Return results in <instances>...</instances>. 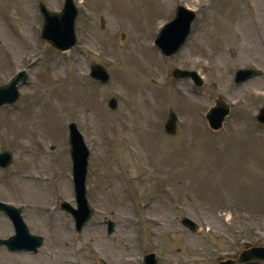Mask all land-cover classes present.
I'll return each mask as SVG.
<instances>
[{
  "label": "rangeland",
  "instance_id": "rangeland-1",
  "mask_svg": "<svg viewBox=\"0 0 264 264\" xmlns=\"http://www.w3.org/2000/svg\"><path fill=\"white\" fill-rule=\"evenodd\" d=\"M42 1L59 11L65 0ZM74 2L78 42L59 51L41 38L39 0H0V85L28 74L18 101L0 107V151L14 154L0 168V200L21 206L30 231L45 238L36 253L0 246V264H143L149 252L158 264H219L264 245V125L256 117L264 106V0ZM178 4L198 15L183 49L166 57L155 38ZM13 40L24 43L4 44ZM93 63L108 71L107 82L89 75ZM174 67L198 70L204 84L174 77ZM240 67L263 73L236 85ZM219 96L231 112L213 130L205 114ZM170 111L175 135L164 129ZM70 122L91 152L94 214L81 232L61 209L64 200L76 206ZM184 216L200 228L185 227ZM14 232L0 211V238Z\"/></svg>",
  "mask_w": 264,
  "mask_h": 264
},
{
  "label": "water",
  "instance_id": "water-1",
  "mask_svg": "<svg viewBox=\"0 0 264 264\" xmlns=\"http://www.w3.org/2000/svg\"><path fill=\"white\" fill-rule=\"evenodd\" d=\"M41 12L44 15V25L42 30V38L47 44L60 49L62 51L68 50L73 47L77 42V35L75 31V22L77 18V9L73 0H66L65 6L61 12H54L47 8V6L40 2ZM195 18V13L182 6H178L176 17L166 24L161 30L156 39L157 45L167 55L176 54L184 45L188 34L190 32L191 23ZM92 75L104 81L108 80L109 75L100 65L92 66ZM258 72L251 69H240L236 73V83H241L248 78L256 75ZM173 74L176 77L187 76L192 77L195 83L200 86L203 80L197 71L181 70L175 68ZM26 80L25 71L19 72L12 80L0 87V106L5 104H13L19 97L18 83ZM117 105L116 100L110 102V106L115 108ZM230 108L222 98H219L216 105L211 108L207 114L209 124L213 129H220L223 121ZM258 119L264 123V108L258 114ZM177 117L173 111L170 112L168 120L165 124L167 133L173 135L176 133ZM69 142L71 145V156L73 163V180L76 193V200L78 208H74L69 202H63L62 208L71 212L76 220L77 230L80 231L92 215V209L87 198L86 179L89 168L90 150L86 146L81 132L78 130L75 123L69 125ZM12 162L11 152L0 153V166L6 167ZM0 210L9 214L15 225L16 234L9 239H0V244H6L12 250L26 249L37 251V248L42 245L43 238L30 234L27 225L25 224L22 216L21 209L16 208L10 204L0 202ZM183 223L191 230L196 231L197 225L190 219L185 218ZM112 225L110 231H112ZM253 259H264V248L253 246L244 250L237 260H227L221 264H235L236 261H250ZM146 264H157L154 254L146 257Z\"/></svg>",
  "mask_w": 264,
  "mask_h": 264
},
{
  "label": "bare ground",
  "instance_id": "bare-ground-1",
  "mask_svg": "<svg viewBox=\"0 0 264 264\" xmlns=\"http://www.w3.org/2000/svg\"><path fill=\"white\" fill-rule=\"evenodd\" d=\"M121 18V17H120ZM127 18V17H126ZM122 19V18H121ZM125 19V18H124ZM128 20V19H127ZM23 43H24V41L22 40V41H16V40H13V41H9V42H4V44L6 45V46H19V45H23ZM19 257H21L22 259H24V260H27L28 259V257L26 256V255H18Z\"/></svg>",
  "mask_w": 264,
  "mask_h": 264
}]
</instances>
